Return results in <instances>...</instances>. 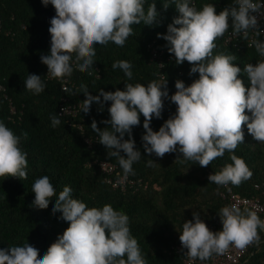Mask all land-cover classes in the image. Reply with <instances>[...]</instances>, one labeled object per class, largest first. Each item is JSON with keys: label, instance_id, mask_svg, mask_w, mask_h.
Returning <instances> with one entry per match:
<instances>
[{"label": "clouds", "instance_id": "clouds-1", "mask_svg": "<svg viewBox=\"0 0 264 264\" xmlns=\"http://www.w3.org/2000/svg\"><path fill=\"white\" fill-rule=\"evenodd\" d=\"M41 2L44 6L51 4L56 13L48 28L50 50L40 57L47 66L49 78L70 75L74 67L89 71L95 62L97 44L107 45L111 41L124 46L133 34V24L159 23L155 0L150 3L149 0ZM169 5L175 6L178 15L167 25L166 33H157V36L166 41L165 47L174 54L175 63L189 62V74L198 73V78L187 86L177 79L176 91L171 95L167 78L163 77L146 85L124 83L123 90L98 89V95H92L88 87L81 84L85 99L80 109L87 114L96 103L98 111H103L105 102H111L107 108L109 118L101 121L108 126L100 129L93 119L91 129L97 133L98 142L109 150L107 155L118 159L125 176L134 174L133 164L142 156L132 138L133 127L140 125L142 114L145 131L141 140L147 154L163 158L166 153H181L176 160L192 161L204 167L228 151L232 163L209 174L208 180L218 186L240 185L252 176L246 162L234 152L244 142L242 124L253 139L264 143V60L255 65L248 63L241 69L233 63L234 55H213L214 41L230 26L235 34L245 37L250 30L257 36L264 34L259 25V20L264 19V0H232L231 5L218 13L213 3H205L197 9L194 0H165V9ZM252 44L264 57V40L254 39ZM73 59L76 64L72 63ZM132 67L128 60H116L112 64V68H119L128 80L133 77ZM242 71L248 80L247 87L238 77ZM0 84L4 87L0 100L9 101L10 115L14 118L18 107L6 87ZM24 84L33 94L42 93L46 87L37 74H28ZM165 100L176 105L175 113L154 131L151 121L161 118ZM12 104L17 109L15 113L11 111ZM22 112L23 109L20 114ZM50 116L52 126L60 122L58 113H50ZM147 163L151 166L156 162L149 159ZM27 165L21 137L0 120V177L22 180L27 176ZM31 189L32 203L39 207L47 206L49 197L56 192L46 172L33 179ZM51 212H59L57 218L68 222V227L47 250L38 255V246L24 239L14 246L0 248V264H147L137 239L131 234L125 212L110 204L89 207L73 197L68 185L58 193ZM218 216L222 228L215 232L208 228L199 212L194 211L192 219L183 222L179 240L192 260L206 261L213 254L225 253L230 246L243 250L259 240L257 229H264V220L256 211L242 210L237 204L222 207Z\"/></svg>", "mask_w": 264, "mask_h": 264}, {"label": "trees", "instance_id": "trees-1", "mask_svg": "<svg viewBox=\"0 0 264 264\" xmlns=\"http://www.w3.org/2000/svg\"><path fill=\"white\" fill-rule=\"evenodd\" d=\"M164 2L155 0L159 23L152 26L142 22L133 24V34L124 46L111 41L107 45L97 44L95 62L89 71L74 67L70 75L49 78L47 66L40 57L50 50L48 28L50 19L56 14L54 7L51 4L44 6L41 0H0V83L18 107L12 118L9 101L5 98L0 100V120L21 137V147L27 152L28 160L26 178L0 177V248L14 246L27 239L38 246V255L46 251L57 235L68 227V222L57 218L59 212H51L52 203L65 185L72 188L74 198L84 201L89 207L110 204L114 209L125 212L129 217L131 234L137 239L147 264H184L182 255L173 249V245L179 240L183 222L191 220L194 211L200 213L204 222L220 219L219 210L227 202L221 195L223 186L209 182L208 176L232 163L228 151L204 167L192 161L181 163L176 160L178 155L182 156L181 153H166L163 158L149 155L144 151L141 140L145 131L141 114V123L133 127L132 138L142 156L133 164L134 174L129 175L142 178L149 186L138 191H123L106 182L105 174L91 163L96 158L110 160L123 172L118 159L107 155L109 150L98 141L89 146L85 140L86 136H98L91 129L93 119L100 129L108 126L101 121L109 118L107 108L111 102H105L103 111H98L99 105L93 103L87 114L79 105L75 116L59 114L63 96L69 97L70 104H79L85 99L80 91L81 84L86 85L92 95H98V89L123 90L124 83L146 85L160 79L159 73L163 72L171 95L176 91L177 79L183 80L187 86L198 78V73L189 74L187 61L178 65L175 58L166 57L164 66L160 68L151 59L148 43L157 39L159 47H165L166 41L158 38L157 33H166L167 25L178 15L174 5L165 9ZM205 3H213L218 13L231 5L232 0H195V7L200 9ZM147 6L145 4V8ZM224 36L225 33L215 39L213 55H234L233 63L241 69L248 63L255 65L264 60L255 46L244 45L239 49L226 44ZM116 60L132 63L131 80L119 68H112ZM28 74L41 76L46 85L42 93L33 94L25 88L24 80ZM62 77H68L72 82L67 91L63 90L59 80ZM238 77L247 87L246 74L242 71ZM175 109L174 103L165 100L161 118L151 121L153 130H158L164 120L175 113ZM50 113L60 115V122L55 126H52ZM242 130L244 142L234 152L246 162L252 176L240 185H230L241 194L254 195L258 192L255 184L264 181V143L253 139L246 125L242 124ZM125 139H128L127 134ZM149 159L156 163L149 166ZM45 172L56 192L49 197L47 206L39 207L32 203L31 182ZM258 248L254 243L239 264H264V249Z\"/></svg>", "mask_w": 264, "mask_h": 264}, {"label": "built area", "instance_id": "built-area-1", "mask_svg": "<svg viewBox=\"0 0 264 264\" xmlns=\"http://www.w3.org/2000/svg\"><path fill=\"white\" fill-rule=\"evenodd\" d=\"M195 4V0H194ZM259 25L261 29H264V19L259 20ZM225 43L226 44H233L236 47L241 49L244 45L247 46H254L252 41L254 39L264 40V34L257 36L255 32L249 31L247 37L243 36L242 34H235L232 28H229L225 32ZM157 39H153L148 43V50L151 54V59L156 61L160 68L161 65L164 66V59L175 58L174 54H170L165 47H159L156 43ZM74 55V53H73ZM73 63L76 64V60L73 59ZM160 79L163 77L166 79V76L163 72L159 73ZM62 83L63 90L67 91L70 88L71 80L68 77L59 78ZM4 87L0 84V91H3ZM63 102L61 103V107L59 110V114L62 116L66 115H77L79 104H70L69 97L66 95L62 98ZM176 106V105H175ZM63 109V110H62ZM62 110V111H61ZM11 111L13 113L17 112L16 107L12 104ZM86 142L89 146H93L94 143L98 141V136H86ZM96 164L101 171L105 174V180L110 185L115 188L121 189L123 191L133 190L138 191L141 188H148L149 184L142 178H134L131 175L125 176L124 173L119 169L118 164L106 159H95L93 162ZM257 193L254 195H245L235 191L232 186L229 184L228 186H223V190L221 195L224 199H226V205L237 204L242 210L247 208L257 212V215L264 216V181L255 184ZM225 205V206H226ZM206 225L210 230L213 232L219 231L222 228V223L219 220L216 222L214 221H206ZM258 243V241L249 244L245 249L241 250L234 246H230L229 249L223 254H213L206 261H200L199 259L192 260L190 257L187 256L186 249H182L181 242L178 240L177 243L173 245V249L177 251V253L182 255L183 263L184 264H239L245 258V256L250 251L253 244Z\"/></svg>", "mask_w": 264, "mask_h": 264}, {"label": "crops", "instance_id": "crops-1", "mask_svg": "<svg viewBox=\"0 0 264 264\" xmlns=\"http://www.w3.org/2000/svg\"><path fill=\"white\" fill-rule=\"evenodd\" d=\"M262 220H264V216H261V215H258ZM257 232H258V235H259V240H258V249L261 250V249H264V229H260L258 228L257 229ZM262 235V236H261Z\"/></svg>", "mask_w": 264, "mask_h": 264}]
</instances>
